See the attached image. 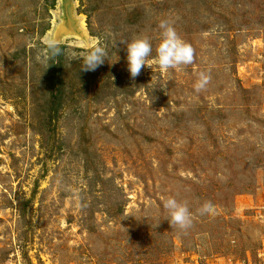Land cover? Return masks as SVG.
Wrapping results in <instances>:
<instances>
[{
	"label": "rangeland",
	"instance_id": "obj_1",
	"mask_svg": "<svg viewBox=\"0 0 264 264\" xmlns=\"http://www.w3.org/2000/svg\"><path fill=\"white\" fill-rule=\"evenodd\" d=\"M162 20L192 64L157 65ZM263 203L264 0H0V264H255Z\"/></svg>",
	"mask_w": 264,
	"mask_h": 264
},
{
	"label": "clouds",
	"instance_id": "obj_2",
	"mask_svg": "<svg viewBox=\"0 0 264 264\" xmlns=\"http://www.w3.org/2000/svg\"><path fill=\"white\" fill-rule=\"evenodd\" d=\"M160 40L155 49V60L157 65L164 70L175 69L180 66L190 65L194 61L195 51L192 46L186 43L177 33L176 29L167 20L159 23ZM127 70L130 77H138L144 67H149L147 59L153 53V46L147 37H138L125 44ZM54 47V42L52 45ZM106 52L100 47H96L81 57L83 64L82 71H95L106 61ZM211 77L201 74L195 85L196 91L206 89ZM164 209L167 211V221L171 227L177 228L181 233H186L192 225V214L186 203H181L176 198L165 200ZM212 205H205L201 213L208 215L213 213ZM159 225V224H158ZM157 225V226H158Z\"/></svg>",
	"mask_w": 264,
	"mask_h": 264
},
{
	"label": "trees",
	"instance_id": "obj_3",
	"mask_svg": "<svg viewBox=\"0 0 264 264\" xmlns=\"http://www.w3.org/2000/svg\"><path fill=\"white\" fill-rule=\"evenodd\" d=\"M63 48L62 47H58V46H49L48 47V50L51 52V53H54V56H57V54H59V52L62 50ZM53 71L50 73L49 75V79H50V86H53L55 85V82L54 80L57 79L58 77V72L55 70V66H53Z\"/></svg>",
	"mask_w": 264,
	"mask_h": 264
},
{
	"label": "built area",
	"instance_id": "obj_4",
	"mask_svg": "<svg viewBox=\"0 0 264 264\" xmlns=\"http://www.w3.org/2000/svg\"><path fill=\"white\" fill-rule=\"evenodd\" d=\"M260 219L264 224V203L259 207ZM249 264H251L249 262ZM255 264H264V245L261 251L258 252Z\"/></svg>",
	"mask_w": 264,
	"mask_h": 264
},
{
	"label": "bare ground",
	"instance_id": "obj_5",
	"mask_svg": "<svg viewBox=\"0 0 264 264\" xmlns=\"http://www.w3.org/2000/svg\"><path fill=\"white\" fill-rule=\"evenodd\" d=\"M67 25V24H66ZM66 29V26L64 25L63 27L57 28V30L54 32L53 35V40H59L61 34L63 33V31Z\"/></svg>",
	"mask_w": 264,
	"mask_h": 264
},
{
	"label": "water",
	"instance_id": "obj_6",
	"mask_svg": "<svg viewBox=\"0 0 264 264\" xmlns=\"http://www.w3.org/2000/svg\"><path fill=\"white\" fill-rule=\"evenodd\" d=\"M54 41V43H56V42H58L57 40L55 41V40H53Z\"/></svg>",
	"mask_w": 264,
	"mask_h": 264
}]
</instances>
